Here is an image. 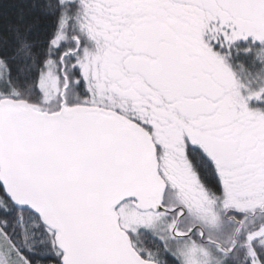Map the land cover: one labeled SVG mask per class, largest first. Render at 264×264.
Masks as SVG:
<instances>
[{"label": "snow or ice", "instance_id": "6c2138e0", "mask_svg": "<svg viewBox=\"0 0 264 264\" xmlns=\"http://www.w3.org/2000/svg\"><path fill=\"white\" fill-rule=\"evenodd\" d=\"M0 264H264V0H0Z\"/></svg>", "mask_w": 264, "mask_h": 264}]
</instances>
